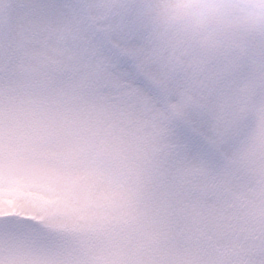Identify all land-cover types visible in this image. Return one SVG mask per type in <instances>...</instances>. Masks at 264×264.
Returning <instances> with one entry per match:
<instances>
[{
	"label": "snow or ice",
	"instance_id": "1",
	"mask_svg": "<svg viewBox=\"0 0 264 264\" xmlns=\"http://www.w3.org/2000/svg\"><path fill=\"white\" fill-rule=\"evenodd\" d=\"M0 264H264V0H0Z\"/></svg>",
	"mask_w": 264,
	"mask_h": 264
}]
</instances>
